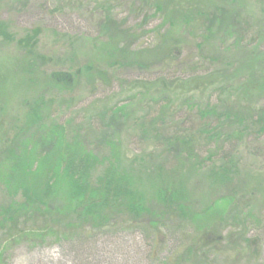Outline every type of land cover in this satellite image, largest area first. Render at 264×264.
I'll use <instances>...</instances> for the list:
<instances>
[{
	"label": "rangeland",
	"instance_id": "1",
	"mask_svg": "<svg viewBox=\"0 0 264 264\" xmlns=\"http://www.w3.org/2000/svg\"><path fill=\"white\" fill-rule=\"evenodd\" d=\"M152 1L0 0V116L7 121L5 127L21 119L26 102L47 87L48 121L82 129L81 135L91 123L93 132L89 144H84L94 153H106L105 140L112 139L118 141L120 160L138 162L135 157L142 156L140 165L151 171L164 160L159 176L170 175L176 151L166 150L154 138L155 130L168 133L182 120L190 124L196 112L186 102L190 105L194 98L219 106L221 100H237L239 77L224 88L227 82L212 76L222 65L208 56L227 48L228 57L237 60L264 53V0H236L249 11L239 21L246 32L222 43L220 37L212 39L202 54L196 45L200 32L193 37L176 26L170 28ZM185 4L180 2V7ZM106 15L113 22L103 28ZM259 31L262 37L256 39ZM112 33L124 37L119 47L127 57H138L140 64L130 63L133 60L122 64V59L110 64L107 45ZM160 53L164 59L156 61ZM61 76L65 86L49 83ZM257 93L249 99L264 107V91ZM163 108L165 119L159 123ZM234 141L223 147L237 166L226 183L216 184L194 164H185L174 176L189 208L185 216L165 209L154 229L121 216L100 229L7 247L0 264H264V134ZM209 153L214 165L225 154L203 149L201 158ZM211 163L205 161L203 166ZM236 171L248 178V185L231 177ZM159 181L142 179L141 185L149 189L160 186ZM190 214H203L198 217L202 223L186 220Z\"/></svg>",
	"mask_w": 264,
	"mask_h": 264
},
{
	"label": "trees",
	"instance_id": "2",
	"mask_svg": "<svg viewBox=\"0 0 264 264\" xmlns=\"http://www.w3.org/2000/svg\"><path fill=\"white\" fill-rule=\"evenodd\" d=\"M142 1L149 3V0ZM183 1L154 0L152 4L158 13L165 16L164 22L170 28L176 26L193 37L200 32L201 38L196 45L201 54L212 39L220 37L222 43L237 32H246L239 21L249 11H245L242 5L238 6L236 0ZM180 2L185 4L183 8ZM111 22L113 18L106 15L103 28ZM247 24L244 22V26ZM261 33L257 32L255 38L261 39ZM112 34L108 37L110 45H107L110 64H120L118 59H122V64H128L129 60L140 64L138 57H127L125 50L119 47L124 37ZM236 41L233 39L231 46H235ZM227 51L228 48L208 57L222 65V69L212 76L227 82L224 88L233 83L230 82L232 78L239 77L236 84L241 86L236 91V101L221 100V106L219 103L203 104L190 94L194 101L190 105L183 101L196 112L190 124L182 120L171 126V131L167 129L168 133H163L161 128L155 130L152 123L153 130L157 132L154 138L166 150L176 151L175 166L164 178L159 176L163 172L164 160L163 164L160 163L162 166L158 164L152 171L144 164L140 165L142 156L135 157L138 162L126 158L120 160V150L117 151L115 145L118 141L105 140L109 146L102 155L86 147L84 143L89 144V133L93 132L91 123L87 125L86 135H81L82 129L73 130L54 120L48 121L49 104L44 95L47 87L40 88V95L26 102L27 110L21 119H14L5 127L7 121L0 116V262L7 247L23 242L36 245L51 236L66 237L85 229H100L121 216L153 229L158 227L166 210L185 216L189 208L174 177L185 164H194L195 168H200L199 171L206 170L205 174L216 184L226 183L231 170H236L237 166L230 151L223 150V147L245 136L260 138L264 134V107L253 104L249 99V96L253 99L257 92L264 91V53L257 57L250 53L253 57L237 60L228 57ZM155 57L156 61L164 59L163 53ZM246 72L250 74L245 75ZM254 77V80L248 79ZM65 82V76L49 81L58 87L65 86ZM118 111L122 112V109L119 107ZM165 112L164 108L159 111L155 118L157 122H163ZM167 126L165 122L164 127ZM212 148L218 153L225 152L216 165L211 163L214 157L211 153L206 158L200 155L203 149L208 151ZM205 161L212 166H203ZM231 177H237L241 186L248 185V178L237 171ZM153 178L160 180V186L146 189L141 185L142 179ZM211 207L212 204L208 208ZM190 215L186 220L202 223L198 217L203 214Z\"/></svg>",
	"mask_w": 264,
	"mask_h": 264
}]
</instances>
